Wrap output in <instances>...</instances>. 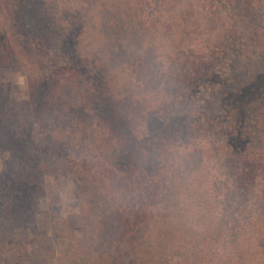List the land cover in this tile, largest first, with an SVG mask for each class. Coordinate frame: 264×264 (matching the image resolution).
Here are the masks:
<instances>
[{"label": "rangeland", "instance_id": "1", "mask_svg": "<svg viewBox=\"0 0 264 264\" xmlns=\"http://www.w3.org/2000/svg\"><path fill=\"white\" fill-rule=\"evenodd\" d=\"M161 1L141 2L138 14L133 12L126 17L127 21L138 16L151 18ZM229 1L223 12L227 13L226 18L223 16L226 20L218 21V27L229 21L239 29L264 26V0ZM205 3L202 0L201 5ZM106 5L107 0H0V264H35L33 257L28 260L29 255L47 235L54 241L56 254L44 264H138L135 256H125L123 241H115L110 254L109 234L100 210L80 203L76 175L62 166L64 161L69 163L77 158L75 148L67 149L78 141L75 128L69 126L73 116L66 112L73 110L80 115L83 108L98 111L106 100L105 88L100 86L102 75L92 58L104 46L102 41L93 48L95 37L105 29ZM244 39L239 34H228L219 46L221 57L210 63L214 64L216 76L198 82V95L188 97L182 104H172L163 111L164 115L158 116L161 122L185 114L186 124L197 119V126L210 129L197 135L194 128H182V122L178 125L177 118L178 126L172 130L181 127L186 138L182 136L156 147L159 162L154 169L159 177L165 173L168 153L189 151L192 171L200 172L203 181L215 176L220 183L227 176L228 166L223 153L213 149L228 139L232 143L234 133L235 142L241 139L248 143L256 160L264 159V55L247 52L252 41L247 44ZM85 47L91 49V54ZM58 59L60 63H69L62 66L59 75ZM71 70L81 74L78 94L75 88L65 91L64 86H58V79L64 81L63 77L72 76ZM120 81L112 83L109 92L117 95L122 88ZM161 95L156 93L154 98L162 99ZM92 100V105L86 106ZM151 103H146L144 109L154 112L162 101L156 105L152 99ZM156 127L162 129L160 125ZM257 167L253 171H258ZM146 169L142 167L136 177L145 174ZM212 182L209 186H213ZM263 185H258V193ZM151 211L152 228L157 233L166 216V204L156 203ZM83 214L93 221L88 227L90 236L94 235L90 244L93 246L83 242L84 225L72 228V234L67 230V221ZM56 223L62 230H54ZM211 239L208 238L207 250L199 249L202 264L253 261L247 253L231 256L228 245L220 244L225 241L218 245V240ZM154 245L161 257L159 263L167 264L163 261V246L156 241ZM171 259V264H182L180 254L175 253Z\"/></svg>", "mask_w": 264, "mask_h": 264}, {"label": "trees", "instance_id": "2", "mask_svg": "<svg viewBox=\"0 0 264 264\" xmlns=\"http://www.w3.org/2000/svg\"><path fill=\"white\" fill-rule=\"evenodd\" d=\"M143 1L107 0L105 29L95 37L93 48L102 41L104 46L92 58L102 75L100 86L105 88L108 100L98 111L83 108L80 115L73 110L66 112L73 116L69 126L75 128L78 141L67 149L75 148L77 158L69 163L64 161L62 166L76 175L80 203L100 210L109 234L110 254L114 242L123 241L125 256H135L138 264H161L156 241L163 246V261L167 264H171L175 253L181 255L182 264H198V258L202 264L199 249L207 250L208 238H212L218 240V245L225 241L220 244L228 245L231 256L247 253L253 261L246 259L245 264H264V185L260 193L256 190L264 184V159L257 161L248 143L241 139L235 142L234 133L232 143L228 139L221 147L215 145L213 150L223 153L228 166L227 176L220 183L215 176L203 181L200 172L192 171L189 151L168 153L165 173L160 177L154 169L159 162L156 147L182 136L186 138L181 127L194 128L197 135L210 132L197 126V119L186 124L185 114L161 122L158 116L164 115L163 111L172 104H182L188 97L198 95V82L216 76L214 64L210 63L221 57L219 46L228 34H239L247 44L252 41L246 51L263 56L264 26L239 29L229 21L218 27V21L226 20L227 13L223 12L229 0H204L203 5L202 0H162L151 18L138 16L127 21L126 17L133 12L138 14ZM255 41L258 43L254 44ZM84 50L91 54L90 48ZM68 64L58 59V75L62 66ZM70 75L63 77L64 81L58 79V86H64L65 91L75 88L78 94L81 74L71 70ZM118 80L123 83L116 95L109 89ZM156 93H161L162 99H155ZM152 99L156 105L162 101L154 112L144 109L146 103L152 104ZM92 103L93 100L86 106ZM177 118L181 127L172 130L178 126ZM256 166L260 171H253ZM142 167L147 168L145 174L137 178ZM210 182L213 186H209ZM251 200L255 201L253 205L249 204ZM159 202L166 204V216L156 233L151 207ZM67 222L69 234L84 225L83 242L93 244L94 235L90 236L88 229L93 221L89 216L83 214ZM54 227L63 228L57 223ZM55 252L54 241L47 235L40 239L39 247L28 260L31 256L35 264H44Z\"/></svg>", "mask_w": 264, "mask_h": 264}]
</instances>
